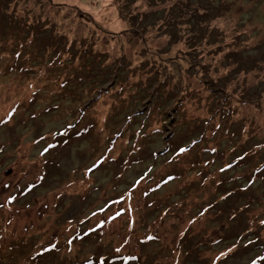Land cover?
Returning <instances> with one entry per match:
<instances>
[{"label": "rangeland", "instance_id": "1", "mask_svg": "<svg viewBox=\"0 0 264 264\" xmlns=\"http://www.w3.org/2000/svg\"><path fill=\"white\" fill-rule=\"evenodd\" d=\"M99 255L264 264V0H0V264Z\"/></svg>", "mask_w": 264, "mask_h": 264}, {"label": "trees", "instance_id": "2", "mask_svg": "<svg viewBox=\"0 0 264 264\" xmlns=\"http://www.w3.org/2000/svg\"><path fill=\"white\" fill-rule=\"evenodd\" d=\"M47 1V0H46ZM102 1H104V0H100V2H102ZM52 2V1H51ZM88 15H86V18H88L89 17V14L90 13H87ZM84 19H85V17L82 15L81 17H79V21L82 23V24H84L85 23V21H84ZM89 19V18H88ZM8 31V30H7ZM9 34H10V32H8ZM8 34V35H9ZM6 52L8 51V50H5ZM80 53H82V52H84L82 49H80V50H78ZM48 53H52V52H48ZM11 54H13V53H11ZM19 54V52H15L14 53V55H18ZM6 55H8L7 53H6ZM59 55H60V57H59ZM63 55H67V56H70V54L68 53V52H60V54H57L56 52L54 53V54H52V55H50V58H51V60H52V63L51 64H53V66H52V69H56V72L55 73H53V74H56L57 73V71H60L61 70V68H62V64L61 63H63V58H62V56ZM64 57V56H63ZM62 58V59H61ZM53 60H54V62H53ZM41 64H42V60H41V62H40ZM44 64V63H43ZM221 109V108H220ZM230 109H231V107H230ZM227 111H229V109L228 110H226V111H224L223 109H221V115H219L218 117H217V119H219L221 122L225 119V115H224V113L225 112H227ZM137 112V114L136 115H140V114H145V112H142V111H136ZM151 115H153V116H155V115H157L156 113H154L153 114V112H149L148 111V114L146 115V117L144 118V121H148L149 119H150V116ZM128 117V119H130L129 118V116H127ZM213 118L215 117V116H212ZM127 119V120H128ZM125 120H126V118H125ZM124 120V121H125ZM126 120V121H127ZM221 122H219V123H217L216 124V126L218 127V128H220V123ZM145 124H143V126H144ZM63 132V131H62ZM121 132V131H120ZM154 132H156V131H154ZM153 132V133H154ZM59 133V132H58ZM61 134L59 133V134H57V136H60ZM192 141H194V142H191V144H189V145H186V146H178L177 148H174L172 151H171V155H170V157L168 158V160L169 161H171L173 158H176V157H178V156H180V155H182V154H184L186 151H188L192 146H194L195 145V143L198 141V140H193L192 139ZM112 143H109L106 147H105V152L103 153V154H101L100 156H98V157H96L95 159H94V161L91 163V164H89L88 166H86L85 168H84V174H88L89 172H91V171H93V170H95L106 158H108L109 156V150L111 149V147H110V145H111ZM168 146L171 148L172 146L171 145H169L168 144ZM206 151L208 152V153H210V154H212V153H214L215 152V149L214 148H206ZM156 155V154H155ZM242 157H244V155L242 154V155H240V156H237V157H235L233 160H231L230 162H227V163H223V164H221V165H219L218 167H217V170H218V172H222V171H225L226 169H229V168H231L232 166H234L236 163H234V164H232L233 163V161L234 160H239V159H242ZM126 161H128V160H126ZM204 162H206L207 163V160H204ZM257 166V165H256ZM144 170V169H143ZM167 175V176H166ZM166 175H164V177L165 178H163L162 179V184L163 183H165V182H167L169 179H172V176H168V174H166ZM150 175H148L147 174V171H143V173L142 174H140V176L138 175V176H136L135 178H134V182H133V184H132V186H130V188L128 189V190H126V191H124L123 193H122V195H119V196H116L115 197V199H116V204H118L119 205V207H117V209L118 210H120L121 211V214L122 213H124V212H126V211H128L129 213H132L133 212V208H132V205H131V194H132V192H134L135 190H136V188H137V185L142 181V179H144L145 177H149ZM152 176V175H151ZM153 177V176H152ZM152 177L151 178H148L147 180L148 181H150L151 183H154L153 181H155L154 179H152ZM161 179V178H160ZM141 180V181H140ZM157 187L158 186H156V187H151V190H155V189H157ZM119 216V214H116V215H113V216H109L108 217V219L109 220H112V219H114V218H116V217H118ZM221 253L220 252H218L216 255H215V257H218L219 255H220ZM119 258V257H118ZM213 261H214V258H213ZM76 263V261H73V263ZM111 262H115V260H113V261H111ZM110 262V263H111ZM73 263H70V264H73Z\"/></svg>", "mask_w": 264, "mask_h": 264}, {"label": "snow or ice", "instance_id": "3", "mask_svg": "<svg viewBox=\"0 0 264 264\" xmlns=\"http://www.w3.org/2000/svg\"><path fill=\"white\" fill-rule=\"evenodd\" d=\"M9 199H11V197H9Z\"/></svg>", "mask_w": 264, "mask_h": 264}]
</instances>
